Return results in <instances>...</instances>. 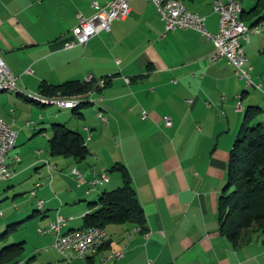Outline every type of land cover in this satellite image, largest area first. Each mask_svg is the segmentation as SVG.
Masks as SVG:
<instances>
[{"label": "crops", "instance_id": "0c3cea01", "mask_svg": "<svg viewBox=\"0 0 264 264\" xmlns=\"http://www.w3.org/2000/svg\"><path fill=\"white\" fill-rule=\"evenodd\" d=\"M109 1L0 0V52L23 91L40 93L42 83L84 82L89 76L98 85L89 103L72 113L17 92L0 94V116L17 133L8 155L15 176L1 181L9 183L5 195L13 192L15 200L3 210V228L15 222L21 228L33 220L48 229L59 215L66 219L63 232L82 228L85 215L97 209L90 203L122 185L120 172H109L121 164L144 209L146 230L131 223L109 224L98 254L65 258L50 249L62 260L264 264V234L234 246L220 229L218 205L237 127H243L250 106L264 108L229 60L210 61L213 40L195 29L167 31L150 0H130L128 17L114 20L110 31L100 32L86 46L67 48L80 16L91 17L94 3L103 7ZM182 1L206 18L208 31L219 30L214 0ZM239 1L243 21L253 30L243 42L252 60L251 78L264 88V0ZM57 123L73 125L82 134L90 149L85 159L51 156L47 127ZM41 136L47 137L45 145L38 142ZM46 161L53 163L52 178ZM103 170L109 180L92 188L95 173ZM29 190L35 195L17 199ZM38 200L44 201L41 211ZM40 235L52 243L54 233ZM120 251L122 257L111 259Z\"/></svg>", "mask_w": 264, "mask_h": 264}, {"label": "trees", "instance_id": "16d2710c", "mask_svg": "<svg viewBox=\"0 0 264 264\" xmlns=\"http://www.w3.org/2000/svg\"><path fill=\"white\" fill-rule=\"evenodd\" d=\"M94 86L93 81L78 80L60 85L42 83L39 94L50 98L77 100L79 104L76 107L68 108L77 109L89 103ZM261 112L256 106H250L246 111L242 130L230 151L227 183L219 197L220 229L234 246L252 241L256 234H264V127L261 123L250 124ZM50 132L49 151L52 157L83 160L90 154L88 143L82 134L66 124H53ZM114 171L120 172L122 185L103 193L99 200L90 203L97 209L85 215L84 226L80 229L91 226L105 229L109 224L131 223L146 230L144 209L130 174L121 164H115L109 169V172ZM39 201L43 200L37 201V210H41L44 205L43 201L40 206ZM21 224L11 223L0 234V264H29L36 258L33 254L28 261L23 259L26 240H10L11 234L19 230ZM39 229L44 232L41 233ZM39 229V234L49 233V228ZM54 239L55 235L53 242ZM49 249L54 248L51 246L47 248Z\"/></svg>", "mask_w": 264, "mask_h": 264}, {"label": "built area", "instance_id": "2783aa9c", "mask_svg": "<svg viewBox=\"0 0 264 264\" xmlns=\"http://www.w3.org/2000/svg\"><path fill=\"white\" fill-rule=\"evenodd\" d=\"M130 0H111L105 6H100L94 3L95 13L91 17L80 16L79 23L73 28L75 39L66 44L67 48L76 45L86 46L91 38L98 35L102 31H110L114 20L124 19L130 13ZM152 1L165 23L167 31L176 29H195L202 32L209 39L213 40L215 49L210 55V61H218L221 59L229 60L236 68L237 73L246 80L247 85H255L251 78V71L253 66L249 64V58L245 52L243 42L249 40L250 32L253 31L244 21L241 16H237V7L242 6L241 3H236L235 0H214L213 8L219 16V30L212 33L207 30L205 26L206 18L199 13L191 12L187 9L182 0H150ZM27 72H31L28 69ZM93 81L92 76L87 78V82ZM105 81L102 82V85ZM0 86H11L14 88H21L19 84V77L12 73L6 61L0 52ZM260 88L259 85H255ZM39 94V93H38ZM41 95V94H40ZM42 96V95H41ZM44 98H50L42 96ZM58 99V98H53ZM61 104L71 105L75 103L74 99H58ZM143 117L147 116L146 111H142ZM102 117V115H99ZM170 121V119H167ZM90 139V137H88ZM17 140V133L12 129L0 116V181H9L15 176V171L8 164L9 152L15 147ZM19 161L20 157H16ZM46 165L50 171L54 168L49 161ZM76 174H80L77 170ZM109 180V175L106 171L96 172L90 182L92 188L102 185ZM39 186V184H37ZM35 190L31 195H35ZM40 206L43 201H39ZM66 224V219L62 216L57 217V221L50 224L47 232H52L55 235L52 248L56 249L65 258L80 257L86 258V248L89 245H98L99 236H96V226L85 228L83 231L74 235H65L63 227ZM42 233L44 230L39 229ZM78 240H86V248L82 252H75V245ZM123 252L111 259H117L123 256Z\"/></svg>", "mask_w": 264, "mask_h": 264}, {"label": "rangeland", "instance_id": "374dc122", "mask_svg": "<svg viewBox=\"0 0 264 264\" xmlns=\"http://www.w3.org/2000/svg\"><path fill=\"white\" fill-rule=\"evenodd\" d=\"M244 4H246V3H244ZM247 23H248V21H247ZM261 57H262V59H264V49L262 50ZM249 60H250V62H252V60L250 58H249ZM250 87L252 89L251 93L255 94V96H256L255 101L258 102V104L261 105V107L264 108V88H261V87L257 88L256 86H253V85H251ZM5 92H10V91L6 90V91H4V93ZM1 93L2 92H0V94ZM56 107H57V105H56ZM68 110L70 111V113H72V109H68ZM68 110H62V112H66ZM257 123H261L262 126L264 127V111H262L261 113H258V116L252 122H250L251 125L257 124ZM71 127H73V125H69V128H71ZM50 130H51V127L49 125L47 127L48 136L51 135ZM241 130H242V127H237V131H236L237 133H236L235 140L237 139V137L240 134ZM38 142L40 144H44L45 145L47 143V137L46 136L45 137L41 136V138L38 139ZM41 169L42 168H40V170ZM228 169H229V162H228V167H227L226 179H225L224 186L227 183ZM53 175H54V172H53ZM8 184H9L8 182H4L3 183V182L0 181V211H2V213H3V210L5 209V207L12 206L14 201H15L13 192H10L7 195H5L6 194L5 193L6 192V187L8 186ZM224 186H223V188H224ZM223 188H222V190H223ZM7 196H9V197H7ZM30 196H31V190L25 192L23 195H21L17 199H20L22 197L28 199V198H30ZM39 226L40 225H38L37 223L33 222V220H30V222H28L25 226H22L19 230L15 231L10 236V240H12V241H14V240H20V241L26 240V244H25L26 245L25 246L26 247V252H25V254L23 256V259L25 261H28V259L31 256H33V254H35L36 258H33L29 264H35L36 262H38L39 264H69L71 260L70 259L69 260L68 259L67 260H62V257L59 256V254H57V252L55 250H50L49 249L48 251H51L50 253L47 251V248L52 246L53 241L49 245H47L43 241L45 239H43L42 236L38 233ZM6 230H7V226L5 228H3V223L0 220V234H3ZM38 251L41 254H39ZM49 255H52L54 257V259H51V261H50L48 259ZM94 255H96V254H94ZM94 255H88L87 257L94 256Z\"/></svg>", "mask_w": 264, "mask_h": 264}, {"label": "bare ground", "instance_id": "6f19581e", "mask_svg": "<svg viewBox=\"0 0 264 264\" xmlns=\"http://www.w3.org/2000/svg\"><path fill=\"white\" fill-rule=\"evenodd\" d=\"M235 2L241 3L239 0H235ZM242 12H243L242 6L237 7V16H241V19H242ZM242 21H243V19H242ZM6 90L23 94L26 97H28V98L36 101V102L45 104V105H57L59 108H73L79 104V101H75V103H73L71 105H64V104H61L58 99L44 98L38 93H31V92L23 91L22 88H14L11 86H0V92H4ZM100 115H102V114L100 113ZM83 230L84 229L72 230V231L66 232L65 235H74V234H77L78 232H81ZM96 236H99V243L102 244L101 245V247H102L104 245L105 241L107 240V237H108L106 230L102 229V228L96 229ZM85 248H86V240H78V242L75 245V252H82L83 249H85ZM100 250H101V248L98 249V245H89L86 248V256L97 254ZM119 253L120 252H114L110 255V257L112 258L113 256H117Z\"/></svg>", "mask_w": 264, "mask_h": 264}, {"label": "water", "instance_id": "95a60500", "mask_svg": "<svg viewBox=\"0 0 264 264\" xmlns=\"http://www.w3.org/2000/svg\"><path fill=\"white\" fill-rule=\"evenodd\" d=\"M97 87H98V85H96V86L93 88V90H92V92H91L92 94L95 93V92L97 91Z\"/></svg>", "mask_w": 264, "mask_h": 264}]
</instances>
